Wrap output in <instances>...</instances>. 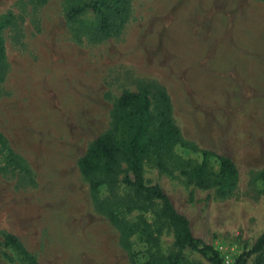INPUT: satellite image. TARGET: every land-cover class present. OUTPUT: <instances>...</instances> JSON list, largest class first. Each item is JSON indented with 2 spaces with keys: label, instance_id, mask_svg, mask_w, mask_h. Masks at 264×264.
Wrapping results in <instances>:
<instances>
[{
  "label": "rangeland",
  "instance_id": "1",
  "mask_svg": "<svg viewBox=\"0 0 264 264\" xmlns=\"http://www.w3.org/2000/svg\"><path fill=\"white\" fill-rule=\"evenodd\" d=\"M97 2L109 20L89 10ZM0 264H142L176 254L162 203L137 195L123 159L114 187L89 190L79 160L101 135L129 139L126 92L145 94L142 160L194 238L234 264L264 232V0H0ZM232 185L197 186L217 173ZM115 215L118 223L111 219ZM120 225L135 233L124 239ZM180 264H211L185 249ZM248 264H264L263 250Z\"/></svg>",
  "mask_w": 264,
  "mask_h": 264
},
{
  "label": "trees",
  "instance_id": "2",
  "mask_svg": "<svg viewBox=\"0 0 264 264\" xmlns=\"http://www.w3.org/2000/svg\"><path fill=\"white\" fill-rule=\"evenodd\" d=\"M93 11L101 16V30L109 29V20L104 15L97 2H90L69 10L67 18L72 20L85 13ZM0 40V58L2 56ZM120 110L126 113L129 124V139L126 145L121 146L115 141L111 132L98 137L79 160V170L82 177L87 181L89 190L96 194L101 186L109 184L114 187L117 177L121 172V164L124 159L127 163V170L132 174V178L125 176L122 182L132 188L137 195H141L148 200L162 203L161 215L175 230V246L177 253L166 258L149 260L142 264H180L183 261V250L189 249L211 264H223L219 253L210 245L193 237L188 220L177 212L173 204L162 189L157 186H147L143 177L142 160L149 143L144 141L148 130L152 126L151 104L145 94L126 92L121 94L117 102ZM212 155L219 162V171L205 175V163H203L194 173L197 186L207 190L213 186L232 185L238 171L228 157L216 155L211 152H203L204 158ZM264 180V170L262 172ZM111 219L118 223L115 215L111 214ZM120 233L124 239L130 238L135 230L131 226L120 225ZM3 247L12 248L23 257L26 264H39L29 252L22 246L17 237L10 234L4 242ZM264 248V232L249 251L243 252L235 260L234 264H248L254 255L259 254ZM136 264V263H135Z\"/></svg>",
  "mask_w": 264,
  "mask_h": 264
}]
</instances>
